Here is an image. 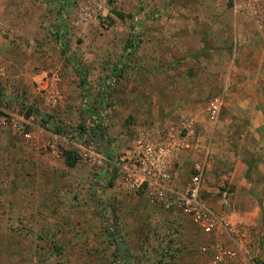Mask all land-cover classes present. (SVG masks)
<instances>
[{
  "label": "rangeland",
  "instance_id": "obj_1",
  "mask_svg": "<svg viewBox=\"0 0 264 264\" xmlns=\"http://www.w3.org/2000/svg\"><path fill=\"white\" fill-rule=\"evenodd\" d=\"M258 3L250 17L230 0H110L104 11L95 0H0V264H228L215 259L219 239L128 192L114 170L137 139L170 132L188 137L174 183L203 162L202 199L250 233L249 261L264 252V146L229 92L264 74ZM42 71L60 79L55 106L35 84ZM88 146L100 166L79 157Z\"/></svg>",
  "mask_w": 264,
  "mask_h": 264
},
{
  "label": "built area",
  "instance_id": "obj_2",
  "mask_svg": "<svg viewBox=\"0 0 264 264\" xmlns=\"http://www.w3.org/2000/svg\"><path fill=\"white\" fill-rule=\"evenodd\" d=\"M110 0H95V8L104 11ZM231 11L234 15L241 12L247 16L257 13L259 0H230ZM0 30V34H2ZM39 80L35 82L39 90L47 96L50 106H55L61 100L60 79L52 71H42ZM221 103L212 100L207 107L210 123H215ZM29 125V120L23 121ZM17 126L13 123V129ZM19 126L20 133L23 132ZM16 131V130H15ZM25 140L30 139L29 133H23ZM187 139L181 133H167L164 140L151 142L147 139H137L131 155L121 160V165L115 164L114 170L120 176L123 187L130 193H143L150 197L157 205L165 208L181 210L206 236H215L219 239L215 246V259L218 263L228 264H264V252L257 254L253 261L246 258L252 247L253 238L247 230L238 231L227 220L218 216L212 208L202 199V179L204 176V163H195L188 181L178 187L173 180L174 160L178 152L187 149ZM79 157L90 162L93 166H100L102 159L94 154L92 146L81 150ZM222 205L229 207L227 194L221 196ZM222 237L227 239L221 240ZM264 241V235L262 236ZM248 251V252H247Z\"/></svg>",
  "mask_w": 264,
  "mask_h": 264
},
{
  "label": "crops",
  "instance_id": "obj_3",
  "mask_svg": "<svg viewBox=\"0 0 264 264\" xmlns=\"http://www.w3.org/2000/svg\"><path fill=\"white\" fill-rule=\"evenodd\" d=\"M260 28L262 27H258V29ZM262 56L261 61L264 59V54H262ZM262 76H264V74H258L252 81L249 79L246 80L245 77H241V80L238 78L231 84L229 92L234 93L232 96L233 99L230 100L233 108L244 113L247 111L252 112L249 113L251 117L250 124L252 125L251 130L253 132L255 131V137L258 139L260 145L264 146V83L263 79L260 78ZM186 139L188 141V137H186ZM259 156L264 163V154ZM243 169H245L244 166L241 170ZM233 218L234 216L232 215V219Z\"/></svg>",
  "mask_w": 264,
  "mask_h": 264
}]
</instances>
